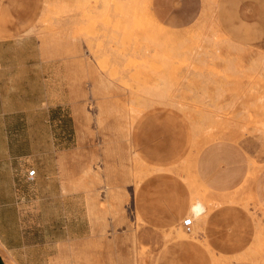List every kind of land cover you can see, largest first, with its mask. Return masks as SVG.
Listing matches in <instances>:
<instances>
[{
  "label": "rangeland",
  "instance_id": "1",
  "mask_svg": "<svg viewBox=\"0 0 264 264\" xmlns=\"http://www.w3.org/2000/svg\"><path fill=\"white\" fill-rule=\"evenodd\" d=\"M159 24L150 0H0L5 264H264L250 190L264 163V0H201L186 26ZM217 142L241 146L254 173L213 196L195 166ZM222 204L229 259L196 237Z\"/></svg>",
  "mask_w": 264,
  "mask_h": 264
},
{
  "label": "crops",
  "instance_id": "2",
  "mask_svg": "<svg viewBox=\"0 0 264 264\" xmlns=\"http://www.w3.org/2000/svg\"><path fill=\"white\" fill-rule=\"evenodd\" d=\"M150 4L157 22L170 28L186 26L198 17L201 8V0H150ZM195 167L199 182L207 191L214 193L213 196L230 191L244 179L247 182L252 181L254 173L252 162L246 157L242 147L231 142L227 144L217 142L203 147L196 156ZM250 190L264 210V163L259 166ZM196 200L198 198L188 207L189 215ZM198 209L201 210L200 208L195 210L198 212ZM231 211V205H213L198 224L196 237L209 246L214 253L213 257L229 259L238 254L236 249L231 248ZM202 213L198 214L202 216ZM4 242L5 240L0 238V243ZM198 257L208 259L209 256L205 250H201ZM0 264H5L1 251ZM228 264L248 263L230 261Z\"/></svg>",
  "mask_w": 264,
  "mask_h": 264
},
{
  "label": "built area",
  "instance_id": "3",
  "mask_svg": "<svg viewBox=\"0 0 264 264\" xmlns=\"http://www.w3.org/2000/svg\"><path fill=\"white\" fill-rule=\"evenodd\" d=\"M35 176V170L29 169L25 173L26 179H32ZM193 219L190 216H185L181 219V229L184 233H190L192 230Z\"/></svg>",
  "mask_w": 264,
  "mask_h": 264
},
{
  "label": "bare ground",
  "instance_id": "4",
  "mask_svg": "<svg viewBox=\"0 0 264 264\" xmlns=\"http://www.w3.org/2000/svg\"><path fill=\"white\" fill-rule=\"evenodd\" d=\"M159 25L161 26V24H159ZM161 27H162V26H161ZM161 27H160V28H161ZM139 112H140V111H139ZM189 216H190L192 219H194V216H191V215H189ZM251 256H252V255H251ZM243 257H244V256H243Z\"/></svg>",
  "mask_w": 264,
  "mask_h": 264
}]
</instances>
